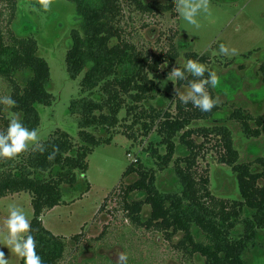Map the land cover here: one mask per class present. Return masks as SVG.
Returning <instances> with one entry per match:
<instances>
[{"label": "trees", "instance_id": "1", "mask_svg": "<svg viewBox=\"0 0 264 264\" xmlns=\"http://www.w3.org/2000/svg\"><path fill=\"white\" fill-rule=\"evenodd\" d=\"M68 1L74 3L79 18V27L70 31L65 68L72 79L83 74L79 96L69 105L70 114L77 117L80 144L66 131L56 129L41 142L46 147L44 153L29 148L15 160L0 159V199L29 193L33 234L44 264H76V257L74 262L72 257L67 261L70 253H66L69 240L79 243L82 233L70 239L54 235L43 226L42 216L55 206L66 204L62 197L67 189L81 186L77 176L85 175L87 157L95 147L110 144L119 134L135 142L138 128L140 132L143 130L140 136L155 133L157 141L149 143L144 159L130 162L121 177L122 180L136 175V179L129 184L120 181L111 192L121 197L120 209L125 218L135 228L160 234L186 263H192L194 256L199 255L204 259L202 264H246L245 250L255 245L259 233L264 231V147L260 156L241 161L227 123L237 124L247 139H256L262 136L264 115L233 107L226 119H217L218 103L205 113L191 103H180L179 97L173 103L174 112L145 105L156 93H162L150 74L165 66L163 74L168 76L174 66L182 65L178 64L179 42L173 37H168L166 49L154 52L140 45L133 33L136 17L169 16L177 27L176 0ZM18 8L17 0H0V78L7 83L8 96L17 101L10 112L25 126L38 128L40 116L36 106H49L53 101L46 89L49 67L37 54L33 36L15 34L13 22ZM175 34L179 36L178 29ZM184 58L209 61L206 52L199 54L193 50L186 52ZM259 73L264 83V62ZM188 79L193 77L189 75ZM176 82L178 87L187 85V80ZM208 91L217 99L214 88L209 87ZM6 108L7 105L0 104L3 131L9 121L5 117ZM197 122L206 124L197 125ZM120 128L124 130L119 131ZM53 146L59 152L54 161H48L46 157ZM161 147L164 152L160 151ZM208 150H214L218 163L229 166L235 174L239 199L212 194L207 171H200L198 164ZM145 160H150L157 170ZM163 170L172 171L179 189L161 191L157 187L156 171ZM45 173L48 178L44 177ZM89 189L85 180L78 198ZM135 192L143 193L144 198L129 200ZM145 206L150 212L143 219L141 212ZM238 227L241 232L234 235ZM177 235L180 239L173 242ZM84 250L82 254H97L92 248ZM101 258L111 264L104 255ZM82 260L86 263L89 259ZM19 264H23L21 258Z\"/></svg>", "mask_w": 264, "mask_h": 264}, {"label": "rangeland", "instance_id": "2", "mask_svg": "<svg viewBox=\"0 0 264 264\" xmlns=\"http://www.w3.org/2000/svg\"><path fill=\"white\" fill-rule=\"evenodd\" d=\"M18 14L13 22L15 34L18 36H33L37 42V54L42 57L48 67L50 79L46 89L53 96L49 106L37 105L40 124L41 142L47 140L56 130L66 131L70 137L80 144L78 139L77 117L70 114L69 105L72 99L79 96L82 73L75 79L67 75L65 56L70 43V31L79 27L74 3L68 0H47L48 8L43 7L44 0H17ZM134 27L135 39L150 52L166 49L168 37L179 42L180 57L178 64L186 62L184 54L189 50L205 53L209 61L205 64L219 76V83L214 88L220 110L215 114L217 119H226L233 107L246 109L253 115H264V83L261 81L259 66L264 62V0H209V12L198 16L199 28L188 24L181 17L175 21L169 16L136 17ZM143 24L147 26L144 27ZM179 31V36L175 32ZM221 43L236 50L235 54L221 55L218 48ZM163 66L158 73L150 77L157 83L159 91L154 99L145 105L157 109H167L174 112V101L177 92L187 89L177 86L176 80H167L163 74ZM0 96H8V86L0 78ZM124 112H121L123 116ZM17 116V115H16ZM5 117H12L8 106ZM206 124L197 122V125ZM232 132L235 147L239 151L241 161H250L260 156L264 147V130L262 136L247 139L240 132L237 124L227 123ZM122 131L124 128H120ZM264 129V128H263ZM3 124L0 122V132ZM137 141L133 142L125 135L119 134L112 138L110 144L95 147L87 157L88 168L85 175L77 176L81 186L77 189H65L62 199L66 204H60L42 216L43 226L54 235L69 238L82 233L79 243L69 240L66 260L75 259L76 264H107L101 258L107 257L115 264L119 252H127L128 264H189L163 237L155 232L135 228L125 218L120 209L121 197L112 194L113 189L122 181L129 184L136 179L130 175L121 180L122 174L130 162L144 159L145 149L149 143L157 141L155 133L147 137L140 136L143 130L135 129ZM97 135L105 137V133ZM209 146V145H208ZM31 148V147H30ZM164 152V148H160ZM152 165L156 170L157 167ZM199 170L207 171L209 188L217 197L229 200L239 199L238 184L235 174L227 165L218 163L214 150H208L199 161ZM255 169H259L255 167ZM48 178V174H44ZM85 180L90 189L80 198ZM157 187L161 191L179 189L178 182L171 170L156 171ZM116 193L117 190H114ZM144 194L135 192L129 200L143 199ZM74 199V201H70ZM15 203L23 208L28 217L32 218L31 196L23 192L0 199V244L7 235L5 221L8 216V205ZM150 209L145 206L141 212L142 218L149 215ZM104 236L101 237L100 235ZM241 232L238 227L234 235ZM197 234V233H196ZM174 237L173 242L180 239ZM199 240L201 236L196 235ZM92 248L96 255L83 251ZM9 264H19L18 258L11 250L0 245ZM89 259L88 262L82 260ZM204 259L195 255L192 263L202 264ZM246 264H264V231L260 232L255 245L247 247L244 253ZM74 262V261H73Z\"/></svg>", "mask_w": 264, "mask_h": 264}, {"label": "clouds", "instance_id": "3", "mask_svg": "<svg viewBox=\"0 0 264 264\" xmlns=\"http://www.w3.org/2000/svg\"><path fill=\"white\" fill-rule=\"evenodd\" d=\"M43 7H49L47 0H44ZM175 10L188 24L196 28L200 27L198 16L209 12V0H176ZM234 48H229L221 43L218 53L221 55L235 54ZM207 72V76L205 73ZM189 75L193 79H188ZM219 76L208 69L205 63L195 59H187L182 66H174L168 73L167 80L161 84L163 87L168 80L185 81L187 80L186 91L177 92L180 103L187 105L191 103L193 107L201 112H211L218 101L214 98L208 88H215L219 83ZM0 104L7 105L9 110L17 105V101L11 96L0 98ZM34 151L44 153L46 147L41 143L40 132L37 128L25 126L15 113L9 119L6 130L0 132V159L15 160L20 154L29 148ZM59 148L53 146L47 155L48 161H54ZM7 235L4 237L2 246L10 249L23 264H44L41 255L38 253L37 240L33 234L32 223L22 207L15 203L8 205V216L5 221ZM10 258H5L4 252L0 251V264H9ZM129 256L127 252H119L115 264H128Z\"/></svg>", "mask_w": 264, "mask_h": 264}]
</instances>
